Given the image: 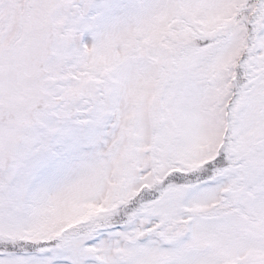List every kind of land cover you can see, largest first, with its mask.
I'll return each mask as SVG.
<instances>
[{
  "label": "snow or ice",
  "instance_id": "1",
  "mask_svg": "<svg viewBox=\"0 0 264 264\" xmlns=\"http://www.w3.org/2000/svg\"><path fill=\"white\" fill-rule=\"evenodd\" d=\"M0 264H264V0H0Z\"/></svg>",
  "mask_w": 264,
  "mask_h": 264
}]
</instances>
